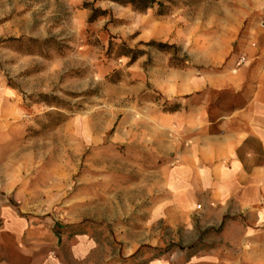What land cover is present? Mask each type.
Here are the masks:
<instances>
[{
  "label": "rangeland",
  "instance_id": "obj_1",
  "mask_svg": "<svg viewBox=\"0 0 264 264\" xmlns=\"http://www.w3.org/2000/svg\"><path fill=\"white\" fill-rule=\"evenodd\" d=\"M153 1L0 0V186L112 237L113 264H216L202 198L184 213L172 193L185 143L170 115L187 107L180 75L217 73L235 55L217 46L225 10L244 34L264 0Z\"/></svg>",
  "mask_w": 264,
  "mask_h": 264
},
{
  "label": "crops",
  "instance_id": "obj_2",
  "mask_svg": "<svg viewBox=\"0 0 264 264\" xmlns=\"http://www.w3.org/2000/svg\"><path fill=\"white\" fill-rule=\"evenodd\" d=\"M225 14L217 46L224 58L233 49L238 57L217 73L180 75L187 107L170 120L185 147L175 153L180 189L172 193L184 213L202 198L200 224L215 245L204 259L264 264V14L250 18L244 34L240 14ZM128 249L122 256L142 248ZM113 256L112 237L42 215L0 186V264H113Z\"/></svg>",
  "mask_w": 264,
  "mask_h": 264
},
{
  "label": "trees",
  "instance_id": "obj_3",
  "mask_svg": "<svg viewBox=\"0 0 264 264\" xmlns=\"http://www.w3.org/2000/svg\"><path fill=\"white\" fill-rule=\"evenodd\" d=\"M112 1L117 2L119 4H122V5L129 4V5H131V7L134 10H137V11H145L148 8L153 7V5H154V1L153 0H112ZM159 5H160V8L158 10L159 14L160 15L166 14L167 12L164 9L163 4H159ZM94 18H95V15H92L91 20H93ZM157 46H161V45L157 44ZM126 51H127L126 52L127 55H130L131 61L136 59V55H135L136 50L127 49Z\"/></svg>",
  "mask_w": 264,
  "mask_h": 264
},
{
  "label": "built area",
  "instance_id": "obj_4",
  "mask_svg": "<svg viewBox=\"0 0 264 264\" xmlns=\"http://www.w3.org/2000/svg\"><path fill=\"white\" fill-rule=\"evenodd\" d=\"M239 61L241 62V61H243V59L241 58Z\"/></svg>",
  "mask_w": 264,
  "mask_h": 264
}]
</instances>
